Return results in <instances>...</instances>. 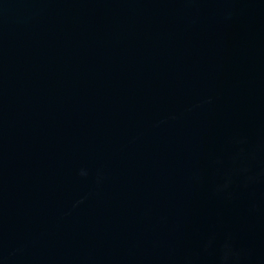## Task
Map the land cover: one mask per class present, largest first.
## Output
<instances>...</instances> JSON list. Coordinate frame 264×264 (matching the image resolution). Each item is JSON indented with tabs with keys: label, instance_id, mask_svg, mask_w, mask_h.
<instances>
[{
	"label": "water",
	"instance_id": "water-1",
	"mask_svg": "<svg viewBox=\"0 0 264 264\" xmlns=\"http://www.w3.org/2000/svg\"><path fill=\"white\" fill-rule=\"evenodd\" d=\"M0 264H264V0H0Z\"/></svg>",
	"mask_w": 264,
	"mask_h": 264
}]
</instances>
